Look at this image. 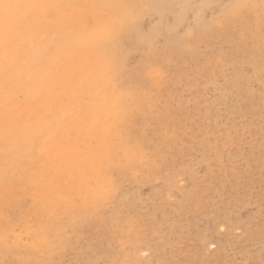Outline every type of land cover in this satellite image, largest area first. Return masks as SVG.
<instances>
[{"label":"rangeland","instance_id":"374dc122","mask_svg":"<svg viewBox=\"0 0 264 264\" xmlns=\"http://www.w3.org/2000/svg\"><path fill=\"white\" fill-rule=\"evenodd\" d=\"M22 2L0 29L1 52H21L8 54L21 86L0 94V128L26 127L0 129V260L262 264L264 14L240 0ZM129 32L115 52L127 79H110L99 52Z\"/></svg>","mask_w":264,"mask_h":264},{"label":"snow or ice","instance_id":"6c2138e0","mask_svg":"<svg viewBox=\"0 0 264 264\" xmlns=\"http://www.w3.org/2000/svg\"><path fill=\"white\" fill-rule=\"evenodd\" d=\"M234 6L241 12H247L250 10H259L262 14H264V0H259V3H257L256 0H240V2ZM11 7H12L11 4H7V3L0 4V12H4L5 14H7L9 9H11ZM28 7H31V5H28ZM48 7L55 9L57 7H60V5L53 4ZM67 7L87 9V8H97V7H102V6L96 5V4H85V5L70 4V5H67ZM121 7L135 9V8L146 7V5L125 4V5H121ZM142 19H143V16L140 14L133 15L131 19L128 21L130 31L138 29ZM129 34L130 32L127 34L126 33H119V34L110 33L109 34V46L106 48H103L99 52L100 58L110 66L109 67V72L111 74L110 79H114V78L127 79L125 75V69L120 64L118 58L115 55V52L117 51L118 48L123 47ZM62 75H63V78L65 79L72 78L76 75V70L73 69L72 67H68L65 69ZM122 122L129 123V118L124 117ZM131 128H132V125H130V130ZM102 207L103 205L93 208L91 210V213L95 214L96 212L102 210ZM67 230L70 232L71 226H69ZM57 237L63 239L62 237H60L59 233H57ZM0 241H2V238H0ZM0 264H5V261L0 260ZM8 264H12V262H8ZM16 264H51V262L41 260V259H36L34 261L16 260ZM77 264H79V262H77ZM262 264H264V262H262Z\"/></svg>","mask_w":264,"mask_h":264},{"label":"bare ground","instance_id":"6f19581e","mask_svg":"<svg viewBox=\"0 0 264 264\" xmlns=\"http://www.w3.org/2000/svg\"><path fill=\"white\" fill-rule=\"evenodd\" d=\"M50 3H52V2H50ZM27 4H28V3H27ZM52 4H53V3H52ZM49 6H50V5H49ZM38 7H39V6H38ZM38 7H36V9H37ZM33 8H34V7H33ZM20 10H21V9H20ZM25 10H26V9H25ZM28 10H29V9H28ZM46 10H47V9H46ZM48 10H49V8H48ZM22 11H23V10H22ZM51 11H52V10H51ZM15 12H16V11H15ZM52 12H53V11H52ZM27 13H28V12H27ZM32 13H33V11H32ZM46 13L48 14L49 12H46ZM13 14H14V12H13ZM47 14H46V15H47ZM49 14H50V13H49ZM54 14H55V13H54ZM26 15H27V14H26ZM56 15H57V14H56ZM56 15H55V16H56ZM55 16H54V17H55ZM57 16H58V15H57ZM57 16H56V18H58ZM74 16H75V15H74ZM52 17H53V16H52ZM52 17H50V19H51ZM29 18H31V17H29ZM48 19H49V16H48ZM29 20H30V19H29ZM42 20H43V19H42ZM46 20H47V19H46ZM52 20H53V19H52ZM20 22H21V21H20ZM42 22H43V21H42ZM45 22H46V21H45ZM24 23H25V22H24ZM39 24H40V23H39ZM51 24H54V22L51 23ZM23 26H24V25H23ZM23 26H22V27H23ZM35 26H36V25H35ZM62 26H63V25H62ZM62 26H61V27H62ZM33 27H34V25H33ZM63 27H64V26H63ZM63 27H62V28H63ZM20 28H21V27H20ZM20 28H19V29H20ZM25 28H26V27H25ZM39 28H40V27H39ZM43 28H44V27H43ZM53 28H54V27H53ZM64 28H65V27H64ZM0 29H2V26H0ZM22 29H24V28H22ZM26 29H28V28H26ZM26 29H25V30H26ZM35 29H36V28H35ZM37 29H38V28H37ZM31 30H32V29H31ZM31 30H28V31H31ZM52 30H53V29H52ZM54 30H55V29H54ZM1 31H2V30H0V32H1ZM39 31H40V30H39ZM49 31H50V29H49ZM61 31H62V30H61ZM17 32H18V30H17ZM40 32H41V31H40ZM52 32H53V31H52ZM67 32H68V31H67ZM22 33H23V32H22ZM31 33H32V31H31ZM46 33H48V32H46ZM72 33H73V31H72ZM17 34H18V33H17ZM25 34H26V33H25ZM28 34H30V33L28 32ZM28 34H27V35H28ZM38 34H39V32L37 33V35H38ZM52 34H53V33H52ZM62 34H63V33H62ZM0 35H1V34H0ZM30 35H31V34H30ZM45 35H47V34H45ZM48 35H49V34H48ZM60 35H61V34H60ZM38 36H39V35H38ZM26 37H27V36H26ZM40 37H41V36H40ZM88 37H89V36H88ZM30 38H31V36H30ZM17 39H19V38L17 37ZM68 39H69V38H68ZM73 39H74V38H73ZM26 40H27V39H26ZM31 40H35V39H31ZM43 40H44V39H42V41H43ZM21 41H22V40H21ZM23 41H25V40L23 39ZM28 41H30V40H28ZM36 41H38V39H37ZM36 41H35V42H36ZM40 41H41V40H40ZM14 42H15V41H14ZM33 42H34V41H33ZM33 42H31V43H33ZM1 43H2V39H1V37H0V94H2V93H6V94H7L8 90L11 89V88H10V87H11V84H13V83H15V82H19V80L16 79V76H17V75L19 76V74H20V73H19V69H18L17 66H16V67H17V69H16L17 71H16L15 73H13L12 71L10 72V62L8 61V57H9L8 54H10L11 52H14V53H13L14 55H17V54L19 55L20 50H19V51H15V49H13L14 51H13V50H11V52H10V51H7V53L3 54V53L1 52V46H2ZM28 43H29V42H28ZM42 43H43V42H41V45H42ZM20 44H21V43H19V45H20ZM44 44H45V43H44ZM52 44H53V43H52ZM13 45H14V44H13ZM19 45H18V46H19ZM26 45H27V44H25V46H26ZM28 45H29V44H28ZM30 45H32V44H30ZM45 45H46V44H45ZM22 46H23V45H22ZM22 46H21V47H22ZM39 46H40V45H39ZM14 47H15V46H14ZM16 47H17V45H16ZM29 47H30V46H29ZM31 47H32V46H31ZM17 48H18V47H17ZM22 48H23V47H22ZM32 48H33V47H32ZM23 49H24V48H23ZM34 49H36V48H34ZM17 50H18V49H17ZM36 50H37V52H40V51H38V49H36ZM36 50H34V51H36ZM81 50H82V49H81ZM86 50H87V49H86ZM86 50H85V51H86ZM25 51H26V50H25ZM51 51H52V50H51ZM22 52H23V51H22ZM44 52H45V51H44ZM80 52H81V51H80ZM86 52H87V51H86ZM30 53H31V51H30ZM34 53H35V52H34ZM46 53H47V51H46ZM61 53H62V52H61ZM82 53H83V52H82ZM20 54H21V52H20ZM36 54H37V53H36ZM39 54H42V53H39ZM53 54H54V53H53ZM53 54H52V55H53ZM32 55L35 56V54H32ZM52 55H51V56H52ZM61 55H62V54H61ZM85 56H86V55H85ZM11 57H12V56H11ZM21 57H22V56H20V58H21ZM23 57H24V56H23ZM43 57H44V56H43ZM53 57H54V55H53ZM61 57H62V56H61ZM63 57H64V56H63ZM79 57H80V56H79ZM14 58H15V57H14ZM26 58H27V57H26ZM29 58H30V55H29ZM40 58H42V56H41ZM54 58H55V57H54ZM19 60H20V59H19ZM55 60H56V58H55ZM37 61H38V60H37ZM53 61H54V60H53ZM92 61H94V60H92ZM41 62H43V61H41ZM41 62H39V63H41ZM54 62H55V61H54ZM98 62H99V61H98ZM98 62H96V63H98ZM30 63H31V61H30ZM36 63H37V62L35 61V65H37ZM58 63H59V61H58ZM22 64H23V63H22ZM22 64H21V65H22ZM26 64H27V63H26ZM91 64H92V63H91ZM19 65H20V64H19ZM21 65H20V66H21ZM52 65H53V64H52ZM61 65H62V63H60V66H61ZM85 65H86V64H85ZM98 65H99V64H98ZM98 65H97V66H98ZM23 66H24V64H23ZM33 66H34V65H33ZM63 66H64V65H63ZM24 67H25V66H24ZM30 67H31V66H30ZM36 67H37V66H34V68H33V67H32V68H33V69H36ZM38 67H39V66H38ZM92 67H93V66H92ZM104 67L106 68L107 65H105ZM26 68H27V67H26ZM52 68H53V67H52ZM62 68H63V67H62ZM20 69H21V68H20ZM29 69H31V68H28L27 71H29ZM38 69H39V68H38ZM78 69H79V68H78ZM93 69H94V68H93ZM22 70H23V69H22ZM63 70H64V68L62 69V71H63ZM94 70H95V69H94ZM23 71H24V70H23ZM27 71H26V72H27ZM49 71H50V70H49ZM49 71H48V72H49ZM53 71H54V69H53ZM104 71H105V69H104ZM34 72H35V71H34ZM18 73H19V74H18ZM30 73H31V72H30ZM57 73H58V72H57ZM62 73H63V72H62ZM62 73H61V74H62ZM104 73H105V72H104ZM21 74H22V73H21ZM50 74H51V73H50ZM58 74H60V73H58ZM98 74H99V72H98ZM32 75H33V73H32ZM46 76H47V74H46ZM51 76H52V75H51ZM51 76H50V77H51ZM48 77H49V76H48ZM54 77H55V76H54ZM31 78H32V77H31ZM59 78H60V77H59ZM48 79H49V78H48ZM50 79H51V78H50ZM61 79H62V78H61ZM46 80H47V79H46ZM52 80H53V79H52ZM50 81H51V80H50ZM58 81H59V80H58ZM27 82H28V81H27ZM32 82H33V81L31 80V83H32ZM41 82H42V81H41ZM54 82H55V81H54ZM59 82H60V81H59ZM96 82H98V81H96ZM33 83H34V82H33ZM17 84H19V85L17 86V88H20V86H21V85H20V82L17 83ZM41 84H42V83H41ZM50 84H52V83H50ZM56 84H57V82H56ZM65 84H66V83H65ZM29 85H30V84H29ZM45 86H46V85H45ZM48 86H49V85H48ZM48 86H47V87H48ZM51 86H52V88H53V85H51ZM94 86H96V85H94ZM34 87H35V86H34ZM41 87H42V86H41ZM47 87H46V88H47ZM66 87H67V86H66ZM42 88H43V87H42ZM54 88H56V87H54ZM56 89H57V88H56ZM56 89H55V90H56ZM77 89H78V88H77ZM36 90H37V89H36ZM44 90H45V89H44ZM49 90H50V89H49ZM67 90H68V89H67ZM28 91H29L30 94H33V93L35 94V93H36V92H34L33 88L28 89ZM12 92H13V91H12ZM12 92H10V93H12ZM75 92H76V91H75ZM38 93H39V92H38ZM47 93H48V92H47ZM51 93H52V92H51ZM59 93H60V92H59ZM2 95H3V94H2ZM98 95H99V94H98ZM33 97H35V96H33ZM33 97H32V98H33ZM36 97H37V96H36ZM57 97H58V96H57ZM69 97H70V96H69ZM1 98H2V97H1ZM1 98H0V100H1ZM23 98H24V97H23ZM32 98H31V99H32ZM41 98H42V96H41ZM5 99H6V98H5ZM19 100H21V98H20ZM32 100H33V99H32ZM41 100H42V99H41ZM49 100H50V99H49ZM54 100H55V99H54ZM60 100H61V98H60ZM68 100H69V98H68ZM43 101H45V100H43ZM51 101H52V100H51ZM85 101H87V100L85 99ZM34 102H35V101H34ZM40 102H42V101H40ZM52 102L54 103V101H52ZM64 102H66V101H64ZM45 103H48V102H45ZM50 103H51V102H50ZM6 104H7V103H6ZM25 104H26V103H25ZM55 104H57V103H55ZM67 104H68V103H67ZM105 105H106V103H105ZM105 105H104V106H105ZM33 106H34V105H33ZM46 106H47V105H46ZM64 106H65V105H64ZM53 107H54V105H53ZM59 107H61V105H60ZM66 107H67V105H66ZM57 108H58V107H57ZM105 108H106V106H105ZM31 109H32V108H31ZM31 109H30V111H31ZM34 109H35V108H34ZM34 109H32V110H34ZM52 109H53V108H52ZM62 109H63V108H62ZM25 110H26V109H25ZM49 110H50V109H49ZM65 110H66V109H65ZM70 110L72 111V109H70ZM46 111H47V109H46ZM50 111H54V110H50ZM62 111H64V110H62ZM62 111H61V112H62ZM71 111H69L68 113H70ZM106 111H107V109H106ZM25 112H26V111H25ZM38 112H39V110H38ZM101 112H102V111H101ZM31 113H32V112H31ZM57 113H58V112H57ZM64 113H65V112H64ZM64 113H63V114H64ZM0 114H1V113H0ZM4 114H5V113H4ZM9 114H11V113H9ZM29 114H30V113H29ZM45 114H46V113H45ZM50 114H51V113H50ZM55 114H56V113H55ZM55 114H54V115H55ZM11 115H12V114H11ZM32 115L34 116V113H33ZM35 115H36V114H35ZM54 115H53V116H54ZM71 115H72V117H73V114H71ZM8 116H9V115H8ZM8 116H6V117H8ZM57 116H58V115H57ZM36 117H37V116H36ZM64 117H65V116H64ZM77 117H78V116H77ZM79 117H80V116H79ZM31 118H32V117H31ZM34 118H35V116H34ZM41 118H42V117H41ZM68 118H69V117H68ZM107 118H108V117H107ZM10 119H11V118H10ZM16 119H17V118H16ZM48 119H49V118H48ZM77 119H78V118H77ZM2 120H3V119H2ZM5 120H6V119H5ZM32 120H33V119H32ZM60 120H62V119H60ZM46 121H47V120H46ZM49 121H50V119H49ZM49 121H48V122H49ZM62 121H63V120H62ZM13 122H14V121H12L11 123H9V124H7V125L5 124L6 127H4V129H3V128H2V129L4 130V132H7V133H8V132H10V133L18 132L19 137H20V135L23 134V133L26 131V127H24L23 124H17V123H13ZM39 122H40V121H39ZM50 122H51V121H50ZM100 122H101V121H100ZM32 123H33V122H32ZM45 123H46V122H45ZM45 123H44V124H45ZM66 123H67V122H66ZM34 124H38V122H37V123H34ZM59 124H60V123H58V125H59ZM62 124H63V123H62ZM71 124H72V123H71ZM42 125H43V124H42ZM42 125L40 124V126H42ZM49 125H50V124H49ZM55 125H56V124H55ZM55 125H54V126H55ZM3 126H4V124H3ZM36 126H37V125H36ZM71 126H72V125H71ZM101 126H102V125H101ZM47 127H48V126H47ZM73 127H74V126H73ZM73 127H71V128H73ZM91 127H92V126H91ZM43 128H44V125H43ZM48 128H49V127H48ZM48 128H46V129H48ZM52 128H53V127H52ZM52 128H51V129H52ZM55 128H57V126H56ZM69 128H70V127H69ZM96 128H97V127H96ZM0 129H1V128H0ZM2 129H1V130H2ZM39 129H40V128H39ZM32 130L34 131V129H32ZM85 130H86V129H85ZM39 131H40V130H39ZM53 131H54V130H53ZM53 131H50V132L52 133ZM70 131H71V130H70ZM70 131L68 130L67 132H70ZM95 131H96V130H94V132H95ZM1 132H2V131H1ZM67 132H66V133H67ZM83 132L85 133V131H83ZM10 133H9L8 135H10ZM59 133H60V132H59ZM57 134H58V133H57ZM63 134H65V133H63ZM63 134H62V135H63ZM0 135H1V134H0ZM8 135H7V136H8ZM14 135H15V134H14ZM39 135H40V134H39ZM43 135H44V134H43ZM50 135H51V134H50ZM50 135H49V136H50ZM95 135H96V134H95ZM5 136H6V135H5ZM41 136H42V135H41ZM57 136H58V135H57ZM81 136H82V134H81ZM90 136H91V135H90ZM11 137H12V136H11ZM53 137H54V136H53ZM55 137H56V135H55ZM64 137H65V136H64ZM79 137H80V136H78L77 139H78ZM82 137H84V135H83ZM4 138H6V137H4ZM4 138H3V139H4ZM13 138H14V137H13ZM13 138H12V139H13ZM65 138H66V137H65ZM65 138H64V139H65ZM92 138H93V137H92ZM7 139H8V138H7ZM22 139H23V138H22ZM22 139H21V140H22ZM38 139H39V138H38ZM38 139H37V140H38ZM62 139H63V138H62ZM9 140H10V139H9ZM14 140H15V139H14ZM42 140H43V139H42ZM47 140H48V139H47ZM73 140H74V139H73ZM75 140H76V139H75ZM1 141H2V140H1ZM1 141H0V142H1ZM18 141H19V140H18ZM44 141H46V140H44ZM54 141H55V140H54ZM57 141H58V140H57ZM60 141H61V140H60ZM60 141H59V142H60ZM62 141H63V140H62ZM65 141H66V140H65ZM7 142H8V140H7ZM49 142H50V141H49ZM1 143H2V142H1ZM19 143H20V142H19ZM23 143H24V142H23ZM42 143H43V142H42ZM65 143H66V142H65ZM73 143H74V142H73ZM8 144H10V143H8ZM44 144H45V142H44ZM48 144H49V143H48ZM69 144H70V143H69ZM28 145H29V144H28ZM37 145H38V143H37ZM55 145L57 146V143H56ZM63 145H64V143H63ZM75 145H76V143H75ZM78 145H79V144H78ZM7 146H8V145H7ZM41 146H42V145H41ZM49 146H50V145H49ZM60 146H61V145H60ZM88 146H90V145H88ZM36 147H37V146H36ZM54 147H55V146H54ZM70 147H71V144H70V146H69V149H70ZM76 147H78V146H76ZM90 147H91V146H90ZM8 148H9V147H8ZM42 148H43V147H42ZM50 148H51V147H50ZM55 148H56V147H55ZM71 148L73 149V146H72ZM38 149H39V148H38ZM38 149H36V150H38ZM60 149H61V148H60ZM79 149H80V148H79ZM88 149H89V148H88ZM12 150H13V149H12ZM18 150H19V149H18ZM56 150H57V149H56ZM83 150H84V149H83ZM83 150H82V151H83ZM89 150H90V149H89ZM39 151H40V150H39ZM66 151H67V149H66ZM70 151H71V150H70ZM70 151H69V153H71ZM72 151H74V150H72ZM8 152H9V151H8ZM34 152H35V151H34ZM37 152H38V151H37ZM56 152H57V151H56ZM63 152H64V150H63ZM6 153H7V152H6ZM35 153H36V152H35ZM58 153H59V152H58ZM69 153H68V154H69ZM72 153H73V152H72ZM89 153H90V152H89ZM7 154H8V153H7ZM21 154H22V153H21ZM37 154H38V153H37ZM50 154H51V153H50ZM65 154H66V153H65ZM85 154H87V153H85ZM30 155H31V154H30ZM59 155H60V154H59ZM59 155H56V156L59 157ZM62 155H63V154H62ZM73 155H74V154H73ZM46 156H47V154H46ZM63 156H64V155H63ZM88 156H89V155H88ZM5 157H7V156H5ZM32 158H33V157H32ZM49 158H50V157H49ZM52 158H53V157H52ZM56 158H57V157H56ZM27 159H28V158H27ZM60 159H61V158H60ZM53 160H54V159H53ZM55 160H57V159H55ZM86 160H87V159H86ZM86 160H85V161H86ZM30 161H31V160H30ZM60 161H61V160H60ZM72 161H74V160H72ZM75 161H76V160H75ZM78 161H80V159H79ZM78 161H77V162H78ZM48 162L50 163V161H48ZM61 162H62V161H61ZM81 162H83V161H81ZM79 163H80V162H79ZM44 164H45V163H44ZM58 164H59V163H58ZM36 165H39V164H36ZM70 165H71V163H70ZM72 165H73V163H72ZM72 165L70 166L71 169H72ZM47 166H48V164H47ZM59 166H60V165H59ZM59 166H58V167H59ZM67 166H68V165H66V168H67ZM79 166H80V165H79ZM81 166H82V165H81ZM42 167H43V166H42ZM58 167H57V168H58ZM61 167H62V166H61ZM74 167H75V166H74ZM76 167H77V166H76ZM48 168H49V167H48ZM81 168H82V167H81ZM81 168H80V169H81ZM39 169H40V168H39ZM59 169H60V168H59ZM76 169H77V168H76ZM85 169H87V168L85 167ZM56 170H57V169H56ZM69 170H70V169H69ZM83 170H84V169H83ZM87 170H88V169H87ZM42 171H43V170H42ZM48 171H49V170H48ZM70 171H71V170H70ZM73 171H74V170H73ZM40 172H41V171H40ZM44 172H45V171H43V173H44ZM36 173H37V172H36ZM71 174H72V173H71ZM71 174H69V175H71ZM84 176H85V175H84ZM92 176H93V175H92ZM90 177H91V176H90ZM38 179H39V178H38ZM60 179H61V178H60ZM39 180H40V179H39ZM87 180H88V179H87ZM87 180H86V181H87ZM55 181H56V180H55ZM63 182H64V181H63ZM60 183H61V182H60ZM57 184H58V181H57ZM71 184H72V183H71ZM75 184H77V183H75ZM85 184H86V183H85ZM85 184H84V185H85ZM65 185H66V183H65ZM69 185H70V184H69ZM59 186H60V185H59ZM63 186H64V185H63ZM70 186H71V185H70ZM73 187H74V186H73ZM69 188H70V187H69ZM7 189H8V187H7ZM9 189H11V188H9ZM58 189H59V188H58ZM63 189H64V187H63ZM4 190H5V189H4ZM60 190H61V189H60ZM65 190H67V188H66ZM7 191H8V190H7ZM7 191H6V192H7ZM63 191H64V190H63ZM70 191H71V189H70ZM58 192H60V191H58ZM64 192H65V191H64ZM64 192H63V193H64ZM1 193H2V191H1ZM60 193H62V192H60ZM4 194H5V193H4ZM4 194H3V195H4ZM75 194H76V193H75ZM54 195H55V194H54ZM6 196H8V195H6ZM63 197H65V196H63ZM9 198H10V197H9ZM1 199H2V198H1ZM66 199H67V198H66ZM56 200H57V198H56ZM9 201H10V200H9ZM63 202H64V201H63ZM7 203H8V202H7ZM25 203H26V202H25ZM28 203H29V202H28ZM28 203H27V204H28ZM4 204H5V203H4ZM8 204H9V203H8ZM16 204H17V203H16ZM16 204H15V205H16ZM10 205H11V204H10ZM6 206H7V205H6ZM32 206H33V205H32ZM32 206H31V207H32ZM2 207H3V205H2ZM9 207H10V206H9ZM13 207H14V206H13ZM21 207H22V206H21ZM27 207H29V206H27ZM31 207H30V208H31ZM16 208H19V207H17V205H16ZM28 209H29V208H28ZM17 210H18V209H17ZM26 210H27V209H25V211H26ZM29 211H30V210H29ZM14 216H15V215H14ZM26 218H27V217H26ZM5 219H7V218H5ZM2 228H3V227H2ZM9 230H11V228H10ZM35 234H36V235H34V236H35L36 238H38L39 233L36 231ZM39 237H40V236H39ZM3 244H4V243H3ZM0 251H1V250H0ZM1 252H2V251H1Z\"/></svg>","mask_w":264,"mask_h":264},{"label":"clouds","instance_id":"9594fccd","mask_svg":"<svg viewBox=\"0 0 264 264\" xmlns=\"http://www.w3.org/2000/svg\"><path fill=\"white\" fill-rule=\"evenodd\" d=\"M5 3L11 4L12 7L11 9H9L7 14H5L4 12H0V26H3L7 22V19L9 18L11 12H13L16 9L25 7L22 0H0V4H5Z\"/></svg>","mask_w":264,"mask_h":264}]
</instances>
